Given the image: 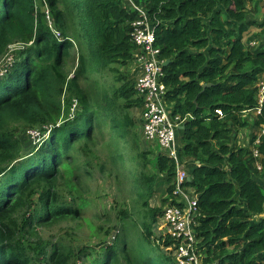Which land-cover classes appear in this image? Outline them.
I'll list each match as a JSON object with an SVG mask.
<instances>
[{
    "label": "trees",
    "instance_id": "trees-1",
    "mask_svg": "<svg viewBox=\"0 0 264 264\" xmlns=\"http://www.w3.org/2000/svg\"><path fill=\"white\" fill-rule=\"evenodd\" d=\"M45 2L60 37L47 24ZM123 2L0 0V61L12 45L24 46L0 75V264H177L172 252L164 251L176 244L174 239H154L166 207L177 203L175 162L161 152L153 160L149 151L135 155L134 148L125 146L129 137L138 146L130 111L144 102L122 69L138 50L131 32L139 19ZM134 3L147 11L154 47L167 62L163 82L171 114L184 119L180 155L182 161L191 160L185 165L191 181L184 186L198 198L195 230L202 264H264V103L258 101L264 28L252 33L253 27H264L256 16L260 0ZM73 24L79 26V37ZM246 36L259 40L257 47ZM107 78H112L109 86L102 82ZM203 84L211 86L204 89ZM74 99L80 109L76 117L71 115ZM249 111H256L252 128L261 134L240 147L239 128L250 122L239 117ZM17 124L43 131L42 142L26 154L12 131ZM104 128L114 151L111 165L126 168L122 151H132L131 202L113 221L109 213L92 221L86 215L93 200L84 188L99 160L96 135ZM162 176L168 188L161 206L153 207L150 200ZM80 220L95 236L104 229L98 222H114L111 232L105 231L107 237L118 227L113 242L101 239L78 250L69 240L41 236V228Z\"/></svg>",
    "mask_w": 264,
    "mask_h": 264
},
{
    "label": "rangeland",
    "instance_id": "rangeland-1",
    "mask_svg": "<svg viewBox=\"0 0 264 264\" xmlns=\"http://www.w3.org/2000/svg\"><path fill=\"white\" fill-rule=\"evenodd\" d=\"M46 3V2H45ZM252 4H249V8L252 9ZM259 7H262V10H264V4L260 3ZM260 9V8H259ZM44 10L45 13L47 14V24L49 27H51L52 31L55 33L56 30L53 28L54 26V20L49 13V6L48 4H44ZM261 11V10H260ZM262 12V11H261ZM257 19L259 24L264 23V14L260 12L256 14ZM76 36H80V29L79 26L76 24H73ZM254 30H256V33H260L261 30L264 27H261L260 25H257L253 27ZM253 33V32H252ZM248 41L252 42L251 39H248L249 36L245 37ZM261 43V41H260ZM252 44H255L254 47H257L259 44V40L254 41ZM252 47V46H251ZM253 47V48H254ZM24 48L23 45H12L9 49L8 54L0 61V75L5 74L9 70L10 67L13 65V62L17 59L19 53L21 50ZM246 48H249L246 45ZM250 49V48H249ZM77 52L76 49H72L73 52ZM73 55L76 56V53H73ZM73 64H75L73 58L69 61V70H73ZM124 72L126 73H131L130 67H124L122 68ZM126 70V71H125ZM72 73L70 74V76ZM141 75V66L138 64V73L136 75L137 79H139ZM112 78H107V80L103 79L102 82L103 84H107L108 86L111 83ZM264 80V75L262 76L261 81ZM135 81V82H136ZM100 88H104L100 86ZM73 105H72V117H76L80 113V109L77 108L78 104L76 100H73ZM131 113V118L135 119L137 122V130L135 132L138 135V146L133 147L132 146V141L131 138L129 137V143L125 145L126 147H132L135 149V155L143 153L145 151H149L152 154H149L150 159H154L155 154L162 152L161 147L156 143V142H151L149 141L146 136L145 132L143 129V126L140 125V120L141 118V113L140 111H136V109H132L130 111ZM255 113H249L245 117L240 116L239 118L241 119L240 122L242 121H248L250 122V127L248 128H239V134H238V143L239 145L246 146L249 144L250 137L253 134L260 135L261 130L259 129H253L252 124L253 120H255ZM12 131L16 133L18 139L20 140L22 147L24 149L25 154L27 153L29 148H32L35 145H39V141L41 140L42 142V135L43 131L39 129L38 127H27L25 128L22 124H17L12 128ZM109 131L107 129H103L102 133L97 134L96 136L98 137V145H99V153H98V161L94 165L92 174L90 178L86 180L85 184V191L87 197H89L91 200H93V207H89L87 209V217L94 221L96 216H102L105 213H109L108 216L110 219L113 221L116 217L117 212L125 207L127 204L131 202V196L128 193V182H129V176H128V170L134 167L133 164V155L131 149L123 150L122 151V163L126 168H122L121 165L119 166H113L110 163V155L114 152L113 149L108 147V140H109ZM178 140L181 144L180 148H182V145L184 142L182 141L181 138V133L178 135ZM244 141V142H243ZM187 165L191 161L189 158L185 159ZM100 166H104V169L101 170ZM162 181H160L159 186L156 189V193L153 196V198L150 200V204L154 207H159L161 206V199L164 197L166 194V190L168 188V183L167 179L165 176H162ZM82 180L85 181V177L82 176ZM84 189H80L81 192L84 191ZM190 192L193 191V188L188 189ZM191 195V193H189ZM67 200H70L67 199ZM114 222L111 223H105V222H98L97 226L104 227L102 230V234H99L97 236L94 235V232L89 226V224L85 221H78V222H66L64 224L60 225H55L52 229L50 228H41V236L49 241L55 242L59 240L60 238L69 240L68 242H72L74 247L76 246L78 250H80L84 246H95L101 239H104V241H107L109 243H112L115 237L116 231H118V227H116L113 230V233L110 234L109 236L106 237L105 231L112 229V225ZM165 224L163 222V218H160L158 223L155 226L154 229V239H158L160 236H164L163 234L166 232L165 230ZM153 240V238H152ZM164 251H168L165 249ZM174 258V257H173ZM175 259V258H174ZM176 261V259H175ZM177 263V262H176Z\"/></svg>",
    "mask_w": 264,
    "mask_h": 264
},
{
    "label": "built area",
    "instance_id": "built-area-1",
    "mask_svg": "<svg viewBox=\"0 0 264 264\" xmlns=\"http://www.w3.org/2000/svg\"><path fill=\"white\" fill-rule=\"evenodd\" d=\"M124 1L133 3V9L139 14V19L133 24L134 30L131 32V36L134 44L138 47L133 60L139 62L141 66V75L135 82L137 94L144 102L141 125L146 138L148 137L147 139L151 142H156L161 147L163 154L174 160L176 165L173 196L177 203L168 205L162 217L166 228L163 235L176 242L167 250L172 252L177 264H202L203 255L199 248L200 240L195 230L199 217L198 198L194 190L190 192L189 187L184 186L190 176L184 168V162L179 159L180 149L177 135L184 124V119L180 116H172V110L166 100L168 89L163 82L165 77L164 61L160 58V50L154 47L156 37L147 11L136 5L133 0ZM55 34L58 37L61 36L58 31ZM252 43L251 46H254L255 44ZM259 89L258 101L261 105L264 103V80L260 82ZM257 111L260 112V109ZM216 112L220 116L223 115L219 109ZM262 135H264V131ZM253 153L256 158L260 157L255 148Z\"/></svg>",
    "mask_w": 264,
    "mask_h": 264
},
{
    "label": "crops",
    "instance_id": "crops-1",
    "mask_svg": "<svg viewBox=\"0 0 264 264\" xmlns=\"http://www.w3.org/2000/svg\"><path fill=\"white\" fill-rule=\"evenodd\" d=\"M123 3H124V6H125L126 8L132 10V8H133V3L129 2V1H125V2H123ZM260 3L264 4V0H260ZM260 10L262 11V12L259 11L260 14H261V13L264 14V10H262V7H260ZM257 20H258V19H257ZM260 24H262V23H260ZM252 32H256V30H254V28H253ZM251 43H252V42H251ZM251 43H250V45H251ZM252 47H254V46H252ZM134 58H135V57H134ZM138 64H139V62H135V61L133 60V62L127 66V67H130V69H131L130 76L132 77V79H133L134 81H136V79H137L136 75H137V73H138ZM125 71H126V70H125ZM136 111H140V113H141V118H139V120H140V119L142 120L143 108H141V109H136ZM249 113H256V111H249V112H246V113H244L243 117H245V116L248 115ZM245 121H246V120H245ZM139 122H140V121H139ZM140 125H141V123H140ZM182 130H183V129H182V127H181V128L179 129L178 135H179V133H181ZM181 134H182V133H181ZM238 134H239V133H238ZM178 135H177V140H178ZM181 138H182V136H181ZM250 140H251V137H250ZM250 140H249V144H248V145H246V146H242V145H239V143H238V138H237V145L240 146V147H248V146H250ZM243 142H244V141H243ZM178 144L181 146L179 140H178ZM182 146H183V145H182ZM253 149H254V148H253ZM185 159H186V158H184V161H183V162H184V164L186 165V161H185Z\"/></svg>",
    "mask_w": 264,
    "mask_h": 264
},
{
    "label": "water",
    "instance_id": "water-1",
    "mask_svg": "<svg viewBox=\"0 0 264 264\" xmlns=\"http://www.w3.org/2000/svg\"><path fill=\"white\" fill-rule=\"evenodd\" d=\"M166 64H167V62H164V66H166ZM203 86V88L205 89L206 87H208V86H211L210 84H203L202 85ZM185 127H182V129H184ZM189 181H191V177H189V179H188V182Z\"/></svg>",
    "mask_w": 264,
    "mask_h": 264
},
{
    "label": "bare ground",
    "instance_id": "bare-ground-1",
    "mask_svg": "<svg viewBox=\"0 0 264 264\" xmlns=\"http://www.w3.org/2000/svg\"><path fill=\"white\" fill-rule=\"evenodd\" d=\"M123 1H124V0H123ZM124 2H125V1H124ZM133 2H134V0H133ZM163 80H164V78H163ZM178 147H179V149H181L179 145H178ZM179 159L182 161V159H181V155H180ZM184 168L186 169V166H185V165H184ZM176 201H177V200H176Z\"/></svg>",
    "mask_w": 264,
    "mask_h": 264
},
{
    "label": "clouds",
    "instance_id": "clouds-1",
    "mask_svg": "<svg viewBox=\"0 0 264 264\" xmlns=\"http://www.w3.org/2000/svg\"><path fill=\"white\" fill-rule=\"evenodd\" d=\"M132 10H134V9L132 8ZM182 127H183V125H182ZM257 143H259L258 140L256 141V145H257ZM183 161H184V159H183ZM184 165H185V164H184ZM186 170H187V169H186Z\"/></svg>",
    "mask_w": 264,
    "mask_h": 264
}]
</instances>
